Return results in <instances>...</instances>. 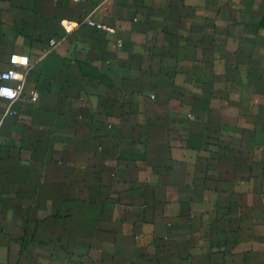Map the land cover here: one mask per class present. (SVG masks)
<instances>
[{"label":"crops","instance_id":"crops-1","mask_svg":"<svg viewBox=\"0 0 264 264\" xmlns=\"http://www.w3.org/2000/svg\"><path fill=\"white\" fill-rule=\"evenodd\" d=\"M2 84L0 264H264V0H0Z\"/></svg>","mask_w":264,"mask_h":264},{"label":"built area","instance_id":"built-area-1","mask_svg":"<svg viewBox=\"0 0 264 264\" xmlns=\"http://www.w3.org/2000/svg\"><path fill=\"white\" fill-rule=\"evenodd\" d=\"M87 24L94 26L96 28H104V26L99 23L96 22L94 20L91 19H86L85 21ZM78 25L77 22L73 21V20H62L61 21V26L64 29L65 32H70L74 29V27H76ZM108 31H113V29L111 28H105ZM55 40L51 39L49 44L50 46L54 45ZM10 64L11 66L4 72L1 73V78L5 81H15V82H22L24 79V75L23 73L17 68L18 65H27L28 64V58L27 56H21V55H17L14 54L11 56L10 58ZM17 94H19V89L15 86L12 85H7V84H2L0 86V95L4 96L5 98L11 100L13 98H15V96H17ZM37 91L36 90H32L30 93V100L32 102L37 100ZM12 113H15L14 111H12Z\"/></svg>","mask_w":264,"mask_h":264}]
</instances>
